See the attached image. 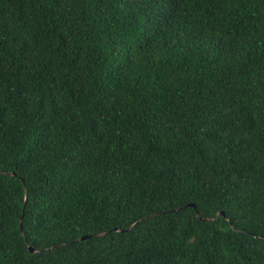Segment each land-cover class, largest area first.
I'll return each instance as SVG.
<instances>
[{"label":"trees","instance_id":"trees-1","mask_svg":"<svg viewBox=\"0 0 264 264\" xmlns=\"http://www.w3.org/2000/svg\"><path fill=\"white\" fill-rule=\"evenodd\" d=\"M0 264H264V0H0Z\"/></svg>","mask_w":264,"mask_h":264},{"label":"water","instance_id":"water-1","mask_svg":"<svg viewBox=\"0 0 264 264\" xmlns=\"http://www.w3.org/2000/svg\"><path fill=\"white\" fill-rule=\"evenodd\" d=\"M8 173L11 174V175H15V172H8ZM25 201H26V188H24V203H25ZM189 205L194 206L192 203H189ZM217 214H222V211L217 212ZM141 219H139V220H141ZM20 220H21V217H20ZM139 220H137V221H139ZM19 228H20V230H21V232L23 234L21 221L19 222ZM103 233L104 232H95V233H92V234H84V235H81L80 237H78L77 240H84V239L89 238L91 236H97V235H100V234H103ZM28 250H29V252H34L35 251V249L31 245H28Z\"/></svg>","mask_w":264,"mask_h":264}]
</instances>
